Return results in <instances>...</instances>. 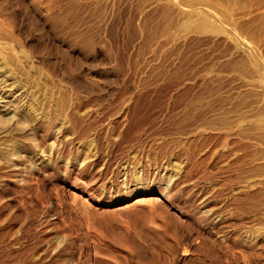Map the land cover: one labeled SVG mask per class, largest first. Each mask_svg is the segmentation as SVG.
<instances>
[{
  "label": "rangeland",
  "instance_id": "374dc122",
  "mask_svg": "<svg viewBox=\"0 0 264 264\" xmlns=\"http://www.w3.org/2000/svg\"><path fill=\"white\" fill-rule=\"evenodd\" d=\"M2 22L29 87L0 101V264H264V0H0Z\"/></svg>",
  "mask_w": 264,
  "mask_h": 264
},
{
  "label": "bare ground",
  "instance_id": "6f19581e",
  "mask_svg": "<svg viewBox=\"0 0 264 264\" xmlns=\"http://www.w3.org/2000/svg\"><path fill=\"white\" fill-rule=\"evenodd\" d=\"M7 11V10H6ZM8 12V11H7ZM65 13V12H64ZM66 14H67V12L65 13V16H66ZM62 16H64V14L63 15H60V17H62ZM60 17H58L57 16V18H52L51 17V20H50V22H51V28L52 29H55V30H57L58 29V26L60 27V25H59V23H60V20H62V18H60ZM64 18V17H63ZM17 19H19V18H17ZM17 19L15 20V22L17 21ZM66 20V19H65ZM19 21V20H18ZM4 22V21H3ZM3 22L0 24L1 26H3L2 24H3ZM14 22V21H13ZM21 22V21H20ZM19 23V22H18ZM13 26V25H12ZM19 27V26H18ZM17 27V28H18ZM56 27H57V29H56ZM15 28V27H14ZM1 28H0V77H2V79L0 80V101L1 100H5L6 101V99L8 98V95L6 94L8 91H12L11 89L10 90H8L7 88H9L10 86L11 87H13V85L14 86H16V88L18 89L19 87L20 88H25V87H27V86H22L21 85V82L19 83V82H17V84L15 83V82H12V84H9V81L10 80H12V79H15L14 78V76H18V74L19 73H21L22 72V70H23V68H24V61H22V60H24L23 59V55L22 56H20L19 54V56L20 57H22V59L18 56V55H12L11 53H9V52H7L8 50H7V48L9 47V43H7L8 41H9V39L7 40V41H5L4 40V38H3V34H2V32H1ZM62 30V29H61ZM68 30V29H67ZM18 31V30H17ZM69 31V30H68ZM19 32H20V30H19ZM63 32H65V31H63ZM4 33V32H3ZM15 33V32H14ZM82 33V32H81ZM81 33H74V34H77V36H79V39H78V41H77V44L75 45V48H76V46L79 48V50H77V51H79V52H81V53H88L89 51H87L88 50V48L89 47H91L92 46V44L94 43V41H92L91 39H89L88 37H87V35H85V34H81ZM1 34L3 35V36H1ZM70 34H73V31H72V29L69 31V35ZM21 35V34H20ZM22 35H24V33H22ZM6 37V36H5ZM20 37V36H19ZM22 38H23V36H22ZM25 38V37H24ZM19 39V38H18ZM21 39V38H20ZM27 39V38H26ZM13 40H15L14 38H13ZM21 40H23V39H21ZM27 41L28 40H24L23 41V44H24V46H26L27 45ZM100 41V40H99ZM10 42V41H9ZM16 42H17V40H16ZM69 43V42H68ZM18 44V43H17ZM20 44V43H19ZM96 44H94L93 45V47L95 46ZM23 46V45H22ZM56 46H54V45H47V46H45V52H46V54H47V56L48 57H44L45 59H44V61L46 62V65L48 66V68H50L52 71H54V68H52V67H54L55 66V61H53L51 58H52V52H53V50H55L56 48H55ZM26 48V47H25ZM34 48H36V46H34ZM77 48V49H78ZM15 49V48H14ZM71 50V49H70ZM66 51V50H65ZM16 52H17V50H16ZM67 52V51H66ZM70 52V51H69ZM54 53V52H53ZM34 54V53H33ZM69 53L67 52V54H64V56H63V60L65 61V64H67L68 66H69V69L71 68V65L72 64H70V62L71 61H69L68 60V55ZM89 54V53H88ZM71 55V54H70ZM71 56H73V55H71ZM70 56V57H71ZM69 61V62H68ZM30 62V61H29ZM27 65V64H26ZM73 66V65H72ZM73 71V70H72ZM7 73H11V75L10 76H6V74ZM89 75V74H88ZM80 76V75H79ZM83 76V75H82ZM94 77V76H93ZM10 79V80H9ZM22 79V78H21ZM88 79H91V78H86L85 77V75L82 77V79H81V77L80 78H78V80H77V82H78V84H76V86H80L81 87V90H82V88L85 90L86 88H87V85H88ZM17 80V79H16ZM19 80V79H18ZM25 80V79H24ZM23 80V81H24ZM95 80V79H94ZM97 81V80H96ZM95 81V82H96ZM94 82V81H93ZM93 82H92V84H93ZM30 83V82H29ZM31 84H32V82H31ZM95 84V83H94ZM96 85V84H95ZM98 85V84H97ZM90 86V85H89ZM94 86V85H93ZM29 87V86H28ZM95 88V87H94ZM16 89V90H17ZM14 91H15V89H14ZM31 91V90H30ZM88 91V90H87ZM84 92V91H83ZM92 92V91H91ZM35 95V94H34ZM20 97H24V99L26 98V101H27V97L28 98H30V96H32V94L31 93H29V88H26L25 89V92H24V90H23V93L21 94V95H19ZM31 98H33V96L31 97ZM8 100V99H7ZM30 100V99H29ZM33 100V99H32ZM31 101V100H30ZM7 102V101H6ZM9 102V101H8ZM30 104V103H29ZM28 116V115H27ZM19 117V116H18ZM17 118V117H16ZM21 118V117H20ZM27 118V117H26ZM22 119H25V118H23L22 117ZM18 120V119H17ZM20 120V119H19ZM30 121H31V119L30 118H28L25 122L26 123H30ZM20 123V122H19ZM23 123V122H22ZM30 130H33L34 131V128L32 127ZM11 132H12V130H11ZM36 132V131H35ZM7 133V132H6ZM0 135H1V137H3V135H5V133L4 132H0ZM12 136V135H11ZM7 137V136H6ZM26 149V148H25ZM22 150V149H21ZM19 152V151H18Z\"/></svg>",
  "mask_w": 264,
  "mask_h": 264
}]
</instances>
